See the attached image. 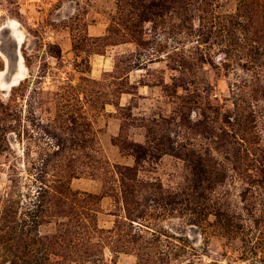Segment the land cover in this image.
I'll return each mask as SVG.
<instances>
[{"label":"rangeland","instance_id":"rangeland-1","mask_svg":"<svg viewBox=\"0 0 264 264\" xmlns=\"http://www.w3.org/2000/svg\"><path fill=\"white\" fill-rule=\"evenodd\" d=\"M8 22L0 264H264V0H0Z\"/></svg>","mask_w":264,"mask_h":264},{"label":"water","instance_id":"water-1","mask_svg":"<svg viewBox=\"0 0 264 264\" xmlns=\"http://www.w3.org/2000/svg\"><path fill=\"white\" fill-rule=\"evenodd\" d=\"M0 54L6 60V68L4 71L5 80L9 81L19 71V63L21 59L20 46L12 35V32L0 36Z\"/></svg>","mask_w":264,"mask_h":264},{"label":"bare ground","instance_id":"bare-ground-1","mask_svg":"<svg viewBox=\"0 0 264 264\" xmlns=\"http://www.w3.org/2000/svg\"><path fill=\"white\" fill-rule=\"evenodd\" d=\"M6 28H8L9 31L12 32L13 37L15 39H17V42H18L19 46H21L22 45V42H23V34L20 31L18 24L15 25L12 22H8ZM25 73H26V68H25V65H24L23 58L21 56L20 63H19V71L9 81V86L10 87H13V86L18 85L25 78ZM2 89H5V88H2Z\"/></svg>","mask_w":264,"mask_h":264},{"label":"trees","instance_id":"trees-1","mask_svg":"<svg viewBox=\"0 0 264 264\" xmlns=\"http://www.w3.org/2000/svg\"><path fill=\"white\" fill-rule=\"evenodd\" d=\"M136 153H137V160H138V161L144 158V157L142 156L141 151H140L139 148L136 150Z\"/></svg>","mask_w":264,"mask_h":264}]
</instances>
